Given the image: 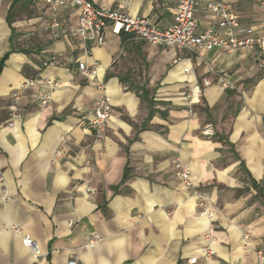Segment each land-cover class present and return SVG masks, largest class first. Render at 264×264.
<instances>
[{
    "label": "crops",
    "instance_id": "0c3cea01",
    "mask_svg": "<svg viewBox=\"0 0 264 264\" xmlns=\"http://www.w3.org/2000/svg\"><path fill=\"white\" fill-rule=\"evenodd\" d=\"M90 1L161 28L174 23L178 3ZM220 1L196 0L199 32L219 22L208 4ZM227 1L243 25L262 29L259 0ZM52 16L46 0H0V264H34L24 235L39 244L40 264H190L195 257L257 264L255 251L264 252L261 54H191L109 28L103 46L88 44L87 57L78 11L59 10L58 37L45 32ZM80 62H97V75L82 74ZM30 80L23 117L9 126L12 94ZM43 95L52 98L42 104ZM104 96L112 111L99 134L88 124ZM207 125L214 136L203 135ZM177 160L191 169L212 216L199 213ZM94 234L101 240L91 248ZM208 234L215 255L206 260Z\"/></svg>",
    "mask_w": 264,
    "mask_h": 264
},
{
    "label": "built area",
    "instance_id": "2783aa9c",
    "mask_svg": "<svg viewBox=\"0 0 264 264\" xmlns=\"http://www.w3.org/2000/svg\"><path fill=\"white\" fill-rule=\"evenodd\" d=\"M46 3L53 11L51 30L54 36H59L60 22L57 13L60 9L73 7L79 14L78 34L86 45L84 55L90 57L91 48L89 43L95 46H103L106 40V31L111 28L114 33H124L130 35L136 41H143L153 46L163 45L174 49L186 50L195 53L197 50L221 49L227 53H233L238 49L255 50L261 54V62L264 66V19L260 31H252L243 25L232 12L230 3L222 0L218 3L208 4V9L215 13L220 19L217 24H213L203 31H198V24L194 18L196 0H178L177 11L174 23L166 28H161L146 17H132L124 13L121 9L105 10L90 0H46ZM261 8L264 10V0H259ZM98 63L89 65L86 62L79 63V70L84 75H97ZM190 69H185L189 73ZM35 85L33 80L22 83L12 94L11 102L8 106L9 126H14L15 122L22 119L20 112V101L28 89ZM50 90L58 87L55 81H48L46 84ZM228 86V83L224 84ZM102 89V84H99ZM42 104L51 100L50 95L39 97ZM193 97L188 103L193 105ZM94 118L89 122V126L99 134L107 128V123L111 117L112 105L108 97L104 96L95 101ZM203 135L212 137L215 135L211 125L205 126ZM179 178L182 184L192 190L196 197V205L202 216H212L213 210L209 207V199L201 192L199 186L195 184L191 169L179 160L175 163ZM0 180L2 171L0 168ZM90 191V189H88ZM17 233L21 231L16 229ZM206 244L201 248L204 259L208 260L215 255V250L211 247L209 234L206 235ZM101 240L98 234H94L89 242V247L93 248ZM23 244L27 247L33 257L34 264H40L43 257L39 244L29 235L23 236ZM257 264H264V252L255 251ZM190 264H198V258H191ZM68 264H77L76 259H71Z\"/></svg>",
    "mask_w": 264,
    "mask_h": 264
},
{
    "label": "rangeland",
    "instance_id": "374dc122",
    "mask_svg": "<svg viewBox=\"0 0 264 264\" xmlns=\"http://www.w3.org/2000/svg\"><path fill=\"white\" fill-rule=\"evenodd\" d=\"M53 12V11H52ZM59 12V11H58ZM58 17V16H57ZM52 19H53V16H52ZM51 23H52V20H51ZM51 24H50V26L45 30V32L47 33V34H50V35H52V36H54V31L53 30H51Z\"/></svg>",
    "mask_w": 264,
    "mask_h": 264
},
{
    "label": "trees",
    "instance_id": "16d2710c",
    "mask_svg": "<svg viewBox=\"0 0 264 264\" xmlns=\"http://www.w3.org/2000/svg\"><path fill=\"white\" fill-rule=\"evenodd\" d=\"M6 59V56L3 58L2 62L0 63V66L3 64V61Z\"/></svg>",
    "mask_w": 264,
    "mask_h": 264
}]
</instances>
